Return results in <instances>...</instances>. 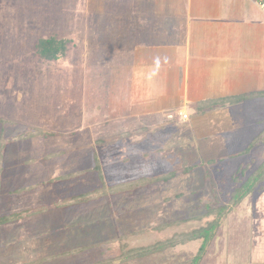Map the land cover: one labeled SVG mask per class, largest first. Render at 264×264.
Masks as SVG:
<instances>
[{"label":"rangeland","instance_id":"374dc122","mask_svg":"<svg viewBox=\"0 0 264 264\" xmlns=\"http://www.w3.org/2000/svg\"><path fill=\"white\" fill-rule=\"evenodd\" d=\"M127 1L135 6L132 0ZM237 8L241 14L251 10L261 17L252 5L246 8L238 1ZM126 9L121 0H0V145L4 147L0 156V215L34 209L37 205L52 207L55 201L99 187L96 173H91L27 193H12L21 187L92 168L94 154L109 184L175 171L173 178L151 189L105 200L113 203L110 214L118 209L121 214L114 212L121 218L113 220L102 215L103 230L113 231L109 221L116 226L121 221V230L130 233L141 228L148 232L158 223L189 219L162 232H148L126 241L129 246H147L205 226L213 217H195L203 215L208 206L225 205L229 202L228 194L263 167L264 132L258 134L264 131V102L253 106L256 115L263 116L261 121L248 124L243 118L241 127L235 129L237 133L224 134L222 143L210 145L203 141L199 133L205 132V128L193 129V113L187 111L184 119L179 109L170 105L161 76L141 81L132 78L133 45L138 39L133 38L136 17ZM121 11L125 12L124 18ZM50 36L69 40L64 59L48 62L35 55L37 40ZM262 75L264 70L259 73ZM244 105L230 110L236 112ZM33 128L50 131L52 136L13 141ZM253 140L256 143L251 145ZM218 148L225 154L235 153L231 158L210 163L209 158L216 155ZM57 152L64 156L44 161L46 155ZM30 160L35 163L25 164ZM259 186L262 191L257 189ZM259 186L245 200L252 199V228H263L261 232L254 230L246 242L238 237L236 250L231 248L229 239L225 249H221L230 213L204 250L199 251L202 241L197 240L168 248L140 264H194V258H200L196 264H218L220 252L223 256L227 253L224 258L234 254L232 257L241 262L245 256L253 262L260 255L264 257V180ZM134 209L136 215L131 217ZM104 210L101 207L98 212ZM143 212L148 215L147 224L143 222ZM53 213L55 209L27 218L21 225L0 227V245L7 237L15 236L18 240L17 245L4 248L3 252L21 260L32 251L28 250V243L24 245L25 234L35 232L38 224L33 226L34 222L44 221L52 226L47 218ZM236 215L239 221L247 222L242 207ZM59 216L55 215L54 226L59 225ZM249 226L243 229H250ZM231 230L236 235L237 229ZM58 234L63 237L65 233ZM6 260L5 256L0 257V264H8Z\"/></svg>","mask_w":264,"mask_h":264},{"label":"crops","instance_id":"0c3cea01","mask_svg":"<svg viewBox=\"0 0 264 264\" xmlns=\"http://www.w3.org/2000/svg\"><path fill=\"white\" fill-rule=\"evenodd\" d=\"M121 1L127 7L125 11H128L130 16L136 17L133 21V26H135L133 38L138 41L133 45L135 47L134 61L130 65L133 71L132 78L151 80L161 76L166 93H168L167 96L171 99L170 105L178 108L179 113L186 114L187 111L193 113L190 120L193 129L205 128V132L199 133L203 141H209L210 145L222 143L224 134L232 136L237 133L235 129L241 127L243 118L247 119L248 124L257 123L263 119V116L256 115V109H253V106L257 102H264V96L236 105L213 106L212 108H204L203 105L207 101L264 91L260 90L264 88V75L259 76V73L263 74L264 70L262 68L264 66V57H262L264 53L262 15L264 16V12L259 7L258 0H132L135 6L129 4L127 0ZM238 1L243 2L246 8L252 5L258 9L256 11L258 14L260 12L262 19L260 16L256 17L257 13L251 10L244 14L239 13L237 11ZM223 15H226V18H222ZM124 16L125 12L121 11V18ZM242 105L244 106L241 110L236 112L230 110ZM263 132L262 130L258 135H262ZM218 150L216 155L210 157L209 160L222 161L231 158L235 153L232 152L229 155L225 154L222 148ZM63 156L64 153L53 159ZM53 159L48 160L44 157V161ZM34 163L33 160L25 164ZM60 183L65 182L58 184ZM152 186L144 189H151ZM141 190L143 189H138L133 193ZM119 196L101 198L64 208L52 205L41 212L23 218L20 222L0 225L5 228H10V225H21L27 218L44 215L52 209H55L53 214L60 215L58 226H54L55 215H49L47 218V221L53 224L52 226L44 221L34 222L33 226L38 224L35 232L26 233L24 238V245L28 243V250L32 249V251L22 256L21 260L12 259L13 254L10 252L6 254L3 252L4 248L17 245L18 240L15 236L7 237L6 242H2L0 257L4 259L5 256L8 264H140L141 260L156 256L159 252L121 262L123 245L130 249L146 246L140 244L129 246L126 241L143 237L148 232H156L151 228L159 223L154 224L148 229L150 231L141 235H134L136 231L130 233L122 231L121 221L118 226L115 222L113 225L109 224V221L108 226L113 231H109L110 228L103 230L101 228L103 221H100L104 219L102 215L107 214L109 216H105L106 218L116 220L120 216L116 213L121 214L118 209L114 210L116 213L113 211V215L110 214V204L113 203L105 200L116 199ZM249 198L244 199L234 208L227 218L229 220L227 230L237 229V236L231 232L232 230L227 231L226 237H222L224 243L221 249H225L229 239L228 243L232 246L231 248L236 250L234 246L238 237L242 236V241L246 242L251 239L254 230L261 232L263 227L252 228L251 220H249L252 216V199ZM39 207L41 206L37 205L34 209ZM101 207L105 209L104 213L98 212ZM241 207L247 221L245 224L239 221L236 215ZM143 214L146 216L145 212ZM135 215L136 210L134 209L131 217ZM261 216L264 217V211ZM227 219L223 221V224L228 221ZM147 220H149L148 215L143 222L147 224ZM46 224L50 226H45ZM239 225L242 227L240 228ZM247 225H251L250 229H243V226ZM139 230H147V228L137 231ZM59 232L65 233L64 236H60ZM5 233L8 234V231L6 230ZM258 237L260 236H255V238ZM77 239L79 241H76ZM233 255L228 254L226 257L229 259L227 260L220 252L219 257L222 261L219 259L218 264H264L263 255H260L259 259L255 258L254 262L250 256H245L244 262H241L239 259H234ZM236 258L240 256L236 255Z\"/></svg>","mask_w":264,"mask_h":264},{"label":"trees","instance_id":"16d2710c","mask_svg":"<svg viewBox=\"0 0 264 264\" xmlns=\"http://www.w3.org/2000/svg\"><path fill=\"white\" fill-rule=\"evenodd\" d=\"M264 2V0H258V3ZM69 44V40L62 38L58 39L54 36H50L48 38H40L34 44V53L35 55L44 61L52 62L62 60L66 56L67 46ZM264 96V91H259L250 94H244L239 96L227 97L221 100H214V101H207L203 103L204 108H212L213 106H225V105H236L241 102H245L251 99L259 98ZM2 122V121H1ZM52 136L50 131L44 130L42 128H33L30 132L25 135H19L17 138L13 139V141H21V140H28L33 138L44 137L47 138ZM256 141H252L250 144H255ZM4 150L3 145H0V156L2 151ZM248 148H246L244 152H246ZM63 154V152L57 153H50L45 156V159H53ZM33 160L29 161L32 162ZM93 162L94 165L92 168L74 171L65 175L57 176L51 178L49 180L40 182L35 185H30L27 187H21L14 191L13 194H22L33 191L38 187H44L50 184H55L59 182H67L77 178L84 177L87 174L96 173L98 181L100 183L99 187L94 188L88 192L77 194L71 196L67 199L61 200L60 202L54 203L56 207H70L74 206L79 203L89 202L98 200L101 198L106 197H116L122 194H131L138 189H144L149 186L164 183L170 180L175 176V171L173 172H166L157 174L150 177H139L134 180L126 181V182H119L115 184H109L105 181L104 175L102 173V168L100 166V160L96 154L93 155ZM210 163L215 161L210 160ZM190 167L189 169H191ZM238 172V171H237ZM237 177V176H236ZM233 181L236 182V178L233 177ZM264 180V165L261 169H259L255 174L249 176L246 180L242 182L241 187L234 188L229 194V202L227 204L222 205L217 208L213 207H206V212L203 215H199L195 218L203 219V218H210L213 217L211 220L207 221L205 226H202L198 229H195L188 233L182 234H174L169 239L164 241L154 242L153 244H149L143 247L137 248H128L123 245L122 252H121V262L143 258L149 256L150 254L162 252L168 248L175 247V246H183L190 242L201 240L202 244L199 247V251L204 250V248L214 241L217 233L221 227L222 222L227 218V215L230 214L234 208H236L249 194L255 191V187L259 186L261 182ZM262 187H258L259 191H262ZM256 189V190H257ZM45 206H41L34 210H23L18 212H12L7 215H0V225L8 224L12 222H20L23 218L30 216L34 213L41 212L45 210ZM189 219H181L166 223H161L153 228L152 231L161 232L167 228H171L174 226H179ZM145 232V230H139L134 232V235H141ZM125 239V237H123ZM78 251V250H76ZM75 251V252H76ZM207 251V250H206ZM74 252V251H73ZM206 253V252H205ZM67 254V253H66ZM200 258H194L193 262L196 264ZM192 262V263H193Z\"/></svg>","mask_w":264,"mask_h":264},{"label":"built area","instance_id":"2783aa9c","mask_svg":"<svg viewBox=\"0 0 264 264\" xmlns=\"http://www.w3.org/2000/svg\"><path fill=\"white\" fill-rule=\"evenodd\" d=\"M259 7L264 11V2L259 3ZM183 118H186V116L183 114Z\"/></svg>","mask_w":264,"mask_h":264}]
</instances>
